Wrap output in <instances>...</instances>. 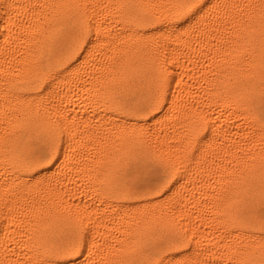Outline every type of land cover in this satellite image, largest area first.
I'll return each instance as SVG.
<instances>
[{"label":"snow or ice","instance_id":"1","mask_svg":"<svg viewBox=\"0 0 264 264\" xmlns=\"http://www.w3.org/2000/svg\"><path fill=\"white\" fill-rule=\"evenodd\" d=\"M0 264H264V0H0Z\"/></svg>","mask_w":264,"mask_h":264}]
</instances>
